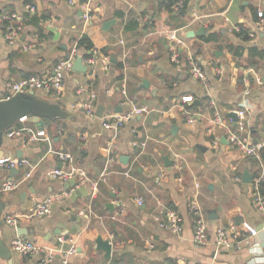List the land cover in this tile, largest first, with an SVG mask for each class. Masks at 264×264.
Here are the masks:
<instances>
[{"label":"crops","instance_id":"1","mask_svg":"<svg viewBox=\"0 0 264 264\" xmlns=\"http://www.w3.org/2000/svg\"><path fill=\"white\" fill-rule=\"evenodd\" d=\"M164 2L0 0V12L14 16L23 28L13 45L0 32V100L8 82L52 75L55 64L76 49L82 37L92 42L95 59L84 74H68L58 95L35 93L60 103L67 113L66 120L44 121L43 132L52 151L71 155L74 165L84 170L89 182L78 189L85 188L87 196L73 197L74 192L48 215L29 218L37 201L66 191V182L52 175L65 165L47 153L43 142L31 143L27 137L4 141L3 156L20 159L24 166L15 171L0 168V186L4 179L30 177L17 190L0 194L8 204L1 219L5 223L8 216L18 218V227L29 231L23 238L46 249L27 257L12 253L13 264H43L49 251L71 243L75 252L69 264H264V215L254 207L252 183H242V174L254 177L256 167L211 122L213 111L226 116L247 103L251 137L264 139V0H185L182 10L172 8L173 13ZM235 28L244 30L247 40L237 37ZM199 29L204 35L188 37ZM172 32L183 44L178 63L171 59ZM209 36L215 40L207 42ZM188 55L205 73L208 89L186 72ZM77 56L85 65L81 51ZM141 80L147 81L146 89ZM79 87L96 94L103 116L126 111L123 92L147 114L117 130L104 129L101 119L83 113L85 96L78 95ZM185 96L193 102L183 111ZM90 183L96 184L95 194ZM192 201L207 222L205 244L193 241ZM167 211L181 221L178 235L161 227L168 223ZM245 225L256 236L250 237ZM4 227L2 237L9 248L16 236ZM217 230L224 232L228 247L217 246ZM98 236L111 244L107 260L96 250ZM52 256L50 264H60V254ZM0 264L7 262L0 258Z\"/></svg>","mask_w":264,"mask_h":264},{"label":"built area","instance_id":"2","mask_svg":"<svg viewBox=\"0 0 264 264\" xmlns=\"http://www.w3.org/2000/svg\"><path fill=\"white\" fill-rule=\"evenodd\" d=\"M75 0H69L71 4ZM185 0H178L177 4L173 7V10H179ZM81 8L84 9L82 5ZM30 11H33V8H30ZM85 12V11H84ZM83 12V17L85 20L89 19L87 13ZM22 26L19 23H16L14 16H10L6 13L0 12V32L3 39L9 45L15 44L19 36L22 33ZM235 32H239L238 28L234 29ZM251 36V35H250ZM168 40L171 43V59L178 63L179 51L178 49L182 47V41L175 36L172 32L168 35ZM78 55V50L73 49L66 58L59 60L55 64L52 70V75L50 76H30L28 78L21 79L15 82H8L5 85L7 90L6 96L2 100H8L14 96L23 93V92H39L43 91L49 95H58L64 78L72 72L73 62ZM94 55V54H92ZM94 56L90 58H84L83 63L86 66L93 65L95 63ZM188 70L186 71L188 75L202 85L205 89H208L209 83L207 77L199 64L195 61L194 57L188 55L187 57ZM78 95H84L85 100L80 104V107L87 118L94 119L96 111V94L86 87H79L77 90ZM193 102L191 96H185L181 98V107L185 111L184 106ZM123 106L126 108L122 114H111L102 116L101 125L104 129L107 130H117L121 128L124 124L130 121L135 116H141L147 114V110L143 107H137L135 100L129 98L125 92H123ZM209 105H214L213 102H210ZM249 105L247 103L241 104L238 108L233 109V112L237 121L233 125L232 121L226 116L219 112L213 111L211 122L214 127H219L224 131L225 137L229 145L236 149L243 157L249 159L255 164L256 171L252 179V195L253 203L256 211L264 215V194L262 190L264 189V159L262 154L264 152V139L254 141L251 137L250 131L247 127V114H248ZM19 126L15 124L3 134L5 139H10L13 137H27L28 141L31 143L34 142H43L47 146V153L53 154L57 159L65 165V169L58 170L52 173L53 177L60 179L62 182H69L70 180H75L76 186L70 191L51 194L40 201H37L34 205V208L29 215V218H41L50 213L51 207L60 204L66 198H68L72 193H74L81 184L89 182L86 178V173L84 170L78 166L74 165V160L71 155L66 153L54 152L50 148V140L45 136L43 131H39L35 127H30L26 125V119L22 118L17 122ZM218 139L214 141V145L218 144ZM107 153L110 152V148L105 149ZM24 166V163L17 158H9L2 156L0 158V168L5 170H19ZM30 174H26L23 179L19 181H13L12 179H4L0 186V194L10 193L17 190L28 178ZM236 181L239 182L240 178L237 177ZM93 193H96V184L90 183ZM138 205H141V202H138ZM189 213L193 216L194 225H193V241L196 244H205L208 238V226L206 219L203 215L202 210L196 202H191L189 205ZM167 220L168 223L161 225L162 228L168 230L174 235H178L181 231V221L178 218L177 214L173 211H167ZM5 223L12 229H15L19 226V220L16 217L8 216L5 218ZM245 230L249 233L250 237L256 236L255 231L248 227L244 226ZM217 246L219 247H228L229 243L227 237L225 236L222 230H217ZM249 238V237H248ZM61 243L62 239H58ZM240 242L238 243V245ZM10 251L20 257L34 256L36 254L45 252L46 249L42 246H39L37 243L27 240L23 237H14L10 242ZM75 246L71 243L70 246H66V249L52 250L49 251V256L44 260L43 264H50L53 259V254H60V264H69L68 258L74 254ZM52 254V255H51Z\"/></svg>","mask_w":264,"mask_h":264},{"label":"water","instance_id":"3","mask_svg":"<svg viewBox=\"0 0 264 264\" xmlns=\"http://www.w3.org/2000/svg\"><path fill=\"white\" fill-rule=\"evenodd\" d=\"M179 15H183L180 12ZM114 21H108L103 24V30H107ZM204 29H199L196 32H189L188 37L192 38L194 36L204 35ZM114 62V61H113ZM88 70L87 66L82 64L81 56H77L73 62L72 72L84 74ZM141 87L147 88L148 83L145 80H141ZM198 101H195L193 105H197ZM104 113V108L102 105H98L95 111V118L101 119ZM22 118L26 119V122L33 124L36 129L43 131L44 121L56 122L58 120H66L67 113L62 108L60 103H51L44 99H40L36 96L34 92H23L11 99L0 100V158L4 155L2 147L4 146L5 138L3 134L6 130L10 129L14 124L20 121ZM226 118L230 119L235 125L237 117L233 112H229ZM165 166H169L170 162L166 157L163 158ZM15 171V170H12ZM253 176L249 175L247 172L242 174V183L249 185L252 183ZM76 185L75 180H70L65 184V190L74 188ZM27 194L24 193L25 197ZM87 196V191L85 188L77 189L73 197ZM22 196V197H23ZM8 204L1 200L0 198V258L6 260L7 264H13L12 262V252L6 246L2 233L4 232V226L6 225L1 216L4 210L7 208ZM106 208L111 210L113 206L110 204L106 205ZM5 224V225H4ZM15 236L24 237L29 234L28 229L17 227L13 229ZM95 247L97 251H101L104 254V259L107 260L111 254V244L109 241L104 240L101 236H98L95 241ZM62 249H66V245H62ZM61 256H59V259Z\"/></svg>","mask_w":264,"mask_h":264},{"label":"trees","instance_id":"4","mask_svg":"<svg viewBox=\"0 0 264 264\" xmlns=\"http://www.w3.org/2000/svg\"><path fill=\"white\" fill-rule=\"evenodd\" d=\"M177 2H178V0H165L164 6L166 9H168L169 12L173 13L172 8L177 4ZM180 10H182V9H180ZM236 36L240 37L242 40H247V33L242 29H240V31L236 33ZM206 40H207V42H212L215 40V38H214V36H209ZM76 49L78 51L82 52L84 58H90L92 56V54L90 52H92V50H93V44L87 37H82L77 42ZM88 52H89V55H87ZM67 56H68V54L64 58H66ZM64 58H62V59H64ZM193 106L194 105L190 106V108H193ZM15 125L19 126L18 123H16ZM26 125L30 126V127H34L32 124L26 123ZM263 158H264V153H263ZM251 163L253 166H255V164L253 162H251ZM263 192H264V190H263Z\"/></svg>","mask_w":264,"mask_h":264}]
</instances>
